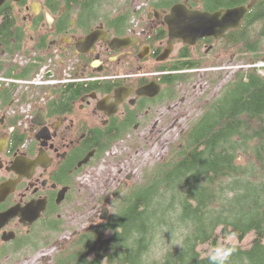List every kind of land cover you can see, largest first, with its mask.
<instances>
[{
    "label": "flooded vegetation",
    "instance_id": "obj_1",
    "mask_svg": "<svg viewBox=\"0 0 264 264\" xmlns=\"http://www.w3.org/2000/svg\"><path fill=\"white\" fill-rule=\"evenodd\" d=\"M88 2L0 0V214L16 212L0 228L1 260L31 247L38 225L58 232L64 207L79 205L80 180L116 143L139 144L163 128V110L188 77L180 66L221 74L225 55L251 57L230 35L264 31V0L237 28L193 44L170 42L165 16L174 5L224 14L251 0H121L106 10ZM128 8L129 19H119ZM126 159L113 163L118 174ZM87 206L88 223L99 220Z\"/></svg>",
    "mask_w": 264,
    "mask_h": 264
},
{
    "label": "trees",
    "instance_id": "obj_2",
    "mask_svg": "<svg viewBox=\"0 0 264 264\" xmlns=\"http://www.w3.org/2000/svg\"><path fill=\"white\" fill-rule=\"evenodd\" d=\"M104 1L90 7L106 10ZM130 15L128 8L118 17ZM230 38L251 47L253 66L238 69L166 155L112 201L113 213L74 233L50 264H209L221 244L236 247L230 264H264V31ZM161 225L168 230L161 233ZM54 229L61 232L58 221ZM228 236L236 240L223 241Z\"/></svg>",
    "mask_w": 264,
    "mask_h": 264
},
{
    "label": "rangeland",
    "instance_id": "obj_3",
    "mask_svg": "<svg viewBox=\"0 0 264 264\" xmlns=\"http://www.w3.org/2000/svg\"><path fill=\"white\" fill-rule=\"evenodd\" d=\"M107 1L111 4L108 9L121 2V0H105L104 3ZM130 23L134 24L135 21ZM224 57L221 74L212 73L213 71L202 68L192 71L183 70L182 72L188 77L186 80H181V83L177 82L175 86L177 93L175 104L169 110H163V119H165L163 128L160 130L158 128L153 129L152 134L147 135L149 139L139 144L116 143L112 150L107 152L99 166L92 169L91 172H87L80 180L83 182V187L80 188L79 192V205L71 204L72 209L68 205L64 207V216L59 222L62 228L61 232L47 231L43 225H38L32 236L35 245L21 249L16 255H10L8 259L2 260L0 264H50L53 256L60 250L61 246L70 240L73 233L86 227L89 217H91L88 213L87 204H89L91 213H97L98 217L104 200L111 198L112 190L126 175L130 174L131 176L127 183L128 188L140 179L144 168L161 160L166 155L170 144L178 139L180 133L187 128L192 120L197 118L202 112L204 104L220 93L222 87L227 84L238 69H246L252 65L247 60L250 58L247 54L241 55L239 59L235 60H229V55ZM208 66L201 67L206 68ZM120 155L126 156L127 159L124 163L123 172L118 174L116 168L112 167ZM113 156H115V161L109 164V160H113ZM103 183L104 187L102 186ZM113 200L108 206L109 214L114 211ZM84 202L86 203L84 204ZM252 236V233L248 234L243 243H246ZM235 240L236 237L228 236L223 241ZM36 245L38 247L33 250V246ZM205 248L210 251V248L206 246Z\"/></svg>",
    "mask_w": 264,
    "mask_h": 264
},
{
    "label": "water",
    "instance_id": "obj_4",
    "mask_svg": "<svg viewBox=\"0 0 264 264\" xmlns=\"http://www.w3.org/2000/svg\"><path fill=\"white\" fill-rule=\"evenodd\" d=\"M256 0H251L247 5L235 7L227 10L224 14L221 12L208 13L200 11L188 10L182 4H176L171 8L169 14L165 16L166 23L169 26L170 42L174 38H180L186 43L193 44L197 39L214 35L219 36L225 32L229 27L237 28L240 25L241 19L247 12V10L254 4ZM97 33L90 34V41H94ZM126 41V40H125ZM127 42L129 40L127 39ZM166 50L163 57L167 54ZM144 93V91L142 92ZM130 174L127 175V179H130ZM127 186L126 181H122L112 193V198L119 197ZM105 203H109V199L105 200ZM19 212V211H17ZM16 213L14 209H11L5 213L0 214V228ZM109 210L107 207L103 208L100 219H106ZM39 216V211L33 213L28 219L35 220Z\"/></svg>",
    "mask_w": 264,
    "mask_h": 264
},
{
    "label": "clouds",
    "instance_id": "obj_5",
    "mask_svg": "<svg viewBox=\"0 0 264 264\" xmlns=\"http://www.w3.org/2000/svg\"><path fill=\"white\" fill-rule=\"evenodd\" d=\"M168 229L161 225L160 226V232L167 231ZM183 241L181 239H173L171 241L172 246H180L182 247ZM160 247L164 249L166 245L161 240L160 241ZM236 251V247L234 245H218L214 247L210 254L208 255L207 259L209 261V264H230L231 257ZM92 257H88V261H91Z\"/></svg>",
    "mask_w": 264,
    "mask_h": 264
}]
</instances>
